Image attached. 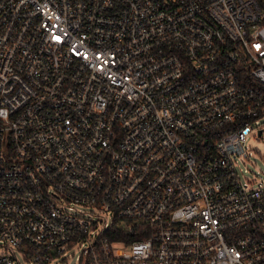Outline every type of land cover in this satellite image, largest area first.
<instances>
[{
  "label": "built area",
  "instance_id": "2783aa9c",
  "mask_svg": "<svg viewBox=\"0 0 264 264\" xmlns=\"http://www.w3.org/2000/svg\"><path fill=\"white\" fill-rule=\"evenodd\" d=\"M262 117L264 0H0V264H264Z\"/></svg>",
  "mask_w": 264,
  "mask_h": 264
},
{
  "label": "rangeland",
  "instance_id": "374dc122",
  "mask_svg": "<svg viewBox=\"0 0 264 264\" xmlns=\"http://www.w3.org/2000/svg\"><path fill=\"white\" fill-rule=\"evenodd\" d=\"M258 123L264 130V117ZM243 149L247 158H238L236 166L241 182L246 187L264 183V133L260 137L256 132L250 134Z\"/></svg>",
  "mask_w": 264,
  "mask_h": 264
},
{
  "label": "water",
  "instance_id": "95a60500",
  "mask_svg": "<svg viewBox=\"0 0 264 264\" xmlns=\"http://www.w3.org/2000/svg\"><path fill=\"white\" fill-rule=\"evenodd\" d=\"M260 134H261V133H260V132H258V135H259V136H260Z\"/></svg>",
  "mask_w": 264,
  "mask_h": 264
}]
</instances>
